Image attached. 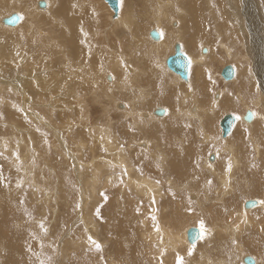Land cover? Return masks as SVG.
Segmentation results:
<instances>
[{"label": "rangeland", "instance_id": "obj_1", "mask_svg": "<svg viewBox=\"0 0 264 264\" xmlns=\"http://www.w3.org/2000/svg\"><path fill=\"white\" fill-rule=\"evenodd\" d=\"M14 1L3 0L6 8H0V264H115L114 260L116 264H180L181 257L184 264L198 260L246 264L241 257L235 261V253L257 257L260 261L255 264H264V207L246 212L242 207L250 198L264 202V0H119L116 18L105 0H53L47 15L36 16L24 8L8 7ZM62 3L66 8L62 9ZM180 5L185 12H177ZM12 13L27 17L17 26H6L3 19ZM183 14L185 24L194 25L193 19H199L201 26L203 21L207 25L210 41L199 44L207 47L197 52L210 48L211 67L205 65V80L192 67L187 83H172L166 74H176L164 58L174 52V46H163L160 55L148 56L154 41L149 31L161 20L165 40L173 43L180 23L175 18ZM219 25L221 33L216 31ZM73 40L81 54L71 46ZM223 43L231 48L230 57ZM183 51L187 56L197 54L185 43ZM115 58L126 66H116ZM157 60L164 64L156 67ZM227 64L240 66L239 80H223L220 70ZM79 71L86 81L84 87L82 81H73ZM127 75L132 78L124 87ZM217 91L223 95L219 104ZM210 105L216 106L212 107L215 111ZM158 106L166 108L164 123L149 114ZM247 107L257 113L255 124L246 125L241 119L222 137L221 117L234 112L242 115ZM197 109L202 120L184 114ZM103 131L124 151L127 168L123 162L113 164L119 158L108 152ZM205 131L211 141L204 137ZM253 137L262 146L260 154L254 151ZM229 144L233 150L229 151ZM159 149L166 159L157 156ZM233 153L240 157L237 164L232 162ZM205 159L217 169L204 170ZM221 175L231 184L229 192L219 191ZM169 176L176 179L177 187L167 182ZM145 177L158 185L159 192L137 189L135 179ZM245 213L253 223L242 228L240 245L232 243L226 233L221 238L214 235L218 225L238 224ZM201 221L207 237L198 244L174 241L176 232L200 227ZM89 237L101 245L100 250ZM244 239L249 244L243 245Z\"/></svg>", "mask_w": 264, "mask_h": 264}, {"label": "bare ground", "instance_id": "obj_2", "mask_svg": "<svg viewBox=\"0 0 264 264\" xmlns=\"http://www.w3.org/2000/svg\"><path fill=\"white\" fill-rule=\"evenodd\" d=\"M2 1L3 0H1L0 1V8L2 7V6H4L5 7V4L4 3H2ZM6 1V0H5ZM8 1V0H7ZM23 1H24V3H23ZM59 1V0H58ZM63 1V0H62ZM65 1H67V0H65ZM211 1V0H210ZM44 3V5L42 6L41 5V3ZM60 2V1H59ZM106 2V1H105ZM175 2V1H174ZM227 2H228V0H227ZM226 2V3H227ZM23 3V4H22ZM170 3V2H169ZM176 3V2H175ZM209 3H212V2H209ZM225 3V4H226ZM9 4V3H8ZM54 4L55 3H53V0H20V1H17V0H15L14 1V4H11V2H10V5L11 6H8V7H11L12 9L13 8H16V7H20L21 9H23V10H28V12H27V14L29 13V15H33V16H36V15H38V13H42L43 12V14L42 15H47V14H45V12H50L52 9H53V6H54ZM171 4H173V3H171ZM230 4V3H229ZM179 5V4H178ZM6 6H7V4H6ZM31 6V7H30ZM56 6V5H55ZM62 9L65 7V3H62ZM107 6H109L108 4H107ZM46 7V8H45ZM120 7V6H119ZM173 7V6H172ZM176 7V6H175ZM209 7H210V5H209ZM228 7V6H227ZM6 8V7H5ZM19 8V9H20ZM56 8V7H55ZM66 8V7H65ZM110 8V7H109ZM212 8V7H211ZM11 9V10H12ZM108 9V8H107ZM111 9V8H110ZM109 9V10H110ZM176 9H177V12H180V13H183V12H185V10H183V8H182V5H180V6H177L176 7ZM227 9V8H226ZM18 10V9H17ZM55 10V9H54ZM58 10V9H57ZM56 10V11H57ZM61 10V9H60ZM60 10H59V12H60ZM109 10H108V12H109ZM112 10V9H111ZM212 10V9H211ZM214 10V9H213ZM228 10V9H227ZM20 10H18V12H19ZM62 11V10H61ZM232 11H234V10H232ZM176 12V11H175ZM228 12H229V10H228ZM231 12V11H230ZM119 13H120V11H119ZM119 13H118V15H119ZM210 13H211V11H210ZM221 13V12H220ZM0 14H1V11H0ZM19 14V13H18ZM26 14V15H27ZM49 15H50V13H48ZM52 14V13H51ZM58 14V13H57ZM62 14H63V12H62ZM65 14V13H64ZM113 14H114V12H113ZM2 15V14H1ZM20 16H21V20L23 21L24 20V18H25V16L22 14V13H20L19 14ZM41 15V16H42ZM56 15V14H55ZM55 15H53V16H55ZM125 15V14H124ZM168 15V13L166 12V11H164V16H167ZM184 15V14H183ZM183 15H178L177 16V18H175V19H179L180 20V23H179V21H177V25H179L178 27V29H177V31H176V33L177 32H179L178 34H176L178 37V39H181V40H178L177 38L175 39V41L173 42V43H169V42H167L166 40H165V35H164V32H163V29L160 27V25L159 24H162V21L161 20H157V25H158V27L156 28V30H158V31H160L159 33L161 34V37H160V39L159 40H154L153 42H152V44H153V46H151L150 47V50H147V55L149 56L150 54H155L156 52H158L157 54L158 55H160V53H162V52H160V51H162V50H159V49H161L163 46H164V48L165 47H167V48H170V46H172V48H173V46H175V43L176 42H179V43H181V45H182V48H183V45H184V43H185V46H188V48L190 49V51H194V52H197V50H198V48H202V47H204V46H206V45H199V44H203V43H206L207 44V42H209L210 41V35H209V33H207V34H205L206 33V27H207V25L205 24L204 25V21L202 22L203 23V26H201L200 24H199V19H197V20H195V19H193V22H194V25H195V31L194 32H192L193 30H194V25H193V23H191V24H185V15L183 16ZM221 15V14H220ZM10 16V15H9ZM51 16V15H50ZM59 16H60V14H59ZM64 16V15H63ZM120 16H121V14H120ZM158 17H160V16H162V14L161 13H159L158 15H157ZM231 16V15H230ZM234 16V15H233ZM8 17V16H7ZM27 17V16H26ZM112 17H114V15H112ZM122 17V16H121ZM191 17V16H190ZM259 17V16H258ZM5 18H6V15H5ZM32 19H33V17H31ZM36 18V17H35ZM34 18V19H35ZM38 18V17H37ZM52 18V17H51ZM50 18V19H51ZM63 18V17H62ZM114 18H116V17H114ZM231 18V17H230ZM55 19V18H54ZM64 19V18H63ZM119 19H121V18H119ZM124 19H126V17L124 18ZM123 19V20H124ZM189 19V18H188ZM260 19H262V18H260ZM117 20V19H116ZM122 20V19H121ZM25 21V20H24ZM115 21V20H114ZM120 21V20H119ZM129 21V20H128ZM127 21V22H128ZM55 22H56V20H55ZM124 23H125V21H123ZM126 22V23H127ZM187 22V21H186ZM207 22V21H206ZM3 23H4V19H3ZM21 23V21L18 23V24H20ZM112 23V22H111ZM115 24H116V22H114ZM179 23V24H178ZM228 23V22H227ZM232 23H234V22H232ZM231 23V24H232ZM5 24V23H4ZM3 24V25H4ZM114 24V25H115ZM169 24V23H168ZM226 24V23H225ZM229 24V23H228ZM230 24V25H231ZM6 26H7V24H5ZM126 25V24H125ZM176 25V26H177ZM8 26H10V25H8ZM15 26H17V25H15ZM31 26V25H30ZM129 26V25H128ZM156 26V25H155ZM154 26V27H155ZM228 26V28H229V25H227ZM251 26V25H250ZM253 26V25H252ZM12 27V26H11ZM10 27V28H11ZM121 27V26H120ZM9 28V29H10ZM37 28V27H36ZM155 29V28H154ZM168 29V28H167ZM166 29V30H167ZM11 30H12V28H11ZM14 30V29H13ZM75 29H73V31H74ZM242 30V29H241ZM76 31V30H75ZM74 31V32H75ZM80 31V30H79ZM217 31V33H221L222 32V29H221V26L219 25V29H217L216 30ZM225 31V30H224ZM72 32V31H71ZM167 32V31H166ZM192 32V33H191ZM149 33H150V31H149ZM77 34V33H76ZM81 35V34H80ZM150 35V34H149ZM170 35V34H169ZM172 35V34H171ZM219 35V34H218ZM76 36H79V35H76ZM71 37V36H70ZM75 37V36H74ZM73 38V37H72ZM88 38V37H87ZM76 40V39H75ZM111 40V39H110ZM77 41V40H76ZM75 41V42H76ZM79 42V41H78ZM111 42V41H110ZM113 42H114V40H113ZM71 46L75 49V51L76 52H79V46L77 47V45L76 44H74V40H73V42L71 41ZM77 43V42H76ZM189 43V44H188ZM86 44V43H85ZM111 44V43H110ZM224 44V43H223ZM222 44V45H223ZM112 45V44H111ZM221 45V44H220ZM116 46L117 45H115V48H116ZM201 46V47H200ZM212 46V45H211ZM228 46V45H227ZM225 44L223 45V50H224V48H225V51H226V54H228V56L230 57L231 56V54H232V52H231V48L230 47H227ZM112 47H114L113 45H112ZM149 47V46H148ZM207 47V46H206ZM85 48V47H84ZM171 48V49H172ZM74 49H73V51H74ZM83 49V48H82ZM86 49V48H85ZM204 49H207L208 50V52H207V54H204V52L202 53V51H201V53L200 54H198V52H197V54L196 55H192V54H188V56H189V59H190V61H191V64H190V72L191 73H189V78H188V80H190L191 79V75H192V67H195L196 68V74L198 75V76H200V77H202L204 80H205V78H206V75H205V73H206V68H205V65L206 66H209V67H211V61L209 60V57H210V53H212V51H210V48L208 47V48H204ZM211 50H213V49H211ZM74 51V52H75ZM82 51V50H81ZM89 52V51H88ZM160 52V53H159ZM163 52H165V51H163ZM185 52V51H184ZM187 52V51H186ZM86 53V52H85ZM174 53V52H173ZM79 54H81L80 52H79ZM88 54V53H87ZM90 54V53H89ZM85 56V55H84ZM167 57L168 56H166L165 58H164V61L167 59ZM116 60H114V62H115V65L116 66H118V67H121V68H123V65H125L126 66V62H124L122 59H117V58H115ZM210 59H212V58H210ZM214 59V58H213ZM113 60V59H112ZM110 61V60H109ZM158 62H157V65H156V67H158L160 64H164V61L163 62H161V60H157ZM165 63H166V61H165ZM57 64H59V63H57ZM220 64V63H219ZM226 64V63H225ZM72 65V64H71ZM231 65H233V64H231ZM58 66V65H57ZM167 66V65H166ZM222 66V65H221ZM234 66V68H235V76H234V78L232 79V80H230L231 82H234L236 79H237V76H239V71H240V66H238V65H233ZM81 67V66H80ZM84 67V66H83ZM90 67V66H89ZM224 67V66H223ZM222 67V68H223ZM13 68V67H12ZM63 68H65V67H63ZM77 68V67H76ZM221 68V67H220ZM132 69V68H131ZM207 69H208V67H207ZM258 69V68H257ZM58 70V69H57ZM69 70H70V68H69ZM82 70H84V69H82ZM93 70V69H92ZM90 68H89V71H92ZM121 70V69H120ZM133 70V69H132ZM214 70V69H213ZM67 71V70H66ZM127 71V70H126ZM160 71H162L164 74H166V68L164 69V68H162ZM221 71H222V69L220 70V75H221ZM71 72V71H70ZM69 72V73H70ZM118 72V71H117ZM157 72H158V70H157ZM10 73V72H9ZM59 73H60V71H59ZM68 73V72H67ZM102 73H104V72H102ZM119 73H120V71H119ZM208 73V72H207ZM19 74V73H18ZM56 74V73H55ZM71 74V73H70ZM72 74H75V72L74 73H72ZM105 74V73H104ZM251 74V73H250ZM9 75V74H8ZM38 75V74H37ZM41 75V74H40ZM64 75V74H63ZM88 75V74H87ZM107 75V73L105 74V76ZM113 75V74H112ZM167 76L169 75V77H170V79H171V81H172V83L173 82H177V83H187L188 82V80H184V79H181L180 77H178L179 75H174L173 73H167L166 74ZM252 75V74H251ZM5 76V75H4ZM57 76V75H56ZM90 76V75H89ZM94 76H95V74H94ZM104 76V77H105ZM111 76V75H110ZM130 76L131 75H127L126 77H125V83H123V86L124 87H126L127 86V83L129 84V82H128V78H130ZM213 76V75H212ZM60 77V76H59ZM97 77H98V75H97ZM136 77V76H135ZM222 77V76H221ZM21 78V77H20ZM92 78V77H91ZM132 78V77H131ZM130 78V79H131ZM76 79V80H75ZM85 78L83 77L82 78V75H81V71H79V76H76L75 78H73V81H76V82H80V81H82V83L80 84V85H82L83 87H84V85H86V81L84 80ZM18 80V79H17ZM34 80V79H33ZM32 80V81H33ZM88 80V79H87ZM94 79H92V80H90V81H93ZM96 80H98V79H96ZM167 80V79H166ZM224 80V79H223ZM237 80H239V78L237 79ZM26 81V80H25ZM49 81V80H48ZM84 81V82H83ZM99 81V80H98ZM107 81V80H106ZM224 81H226V80H224ZM35 82H37V81H34L33 83L32 82H30V84H34ZM43 82V81H42ZM69 82V81H68ZM115 82V81H114ZM114 82L112 83V84H114ZM118 82V80L116 81V83ZM167 82V81H166ZM226 82H228V83H231V82H229V81H226ZM72 83V82H71ZM74 83V82H73ZM72 83V84H73ZM95 83V82H94ZM110 83H111V81H110ZM109 83V84H110ZM207 83V82H206ZM47 84V83H46ZM56 84H57V82H56ZM55 84V85H56ZM90 84V83H89ZM119 84H121L120 82H119ZM169 84V83H168ZM190 84H192V83H190ZM190 84H189V86H190ZM28 85V84H27ZM45 85V84H44ZM108 85V84H107ZM111 85V84H110ZM150 85V84H149ZM2 86H4V85H2ZM11 86V85H10ZM48 86V85H47ZM57 86V85H56ZM73 86H75L74 84H73ZM77 86H79L77 83H76V87ZM87 86H88V83H87ZM112 86V85H111ZM7 87V86H6ZM14 87V86H13ZM30 88H31V86H29ZM41 87V86H40ZM49 87V86H48ZM47 87V88H48ZM58 87V86H57ZM71 87V85H69L68 86V88H70ZM75 87V88H76ZM130 87V86H129ZM132 87H134V85L132 86ZM194 84H192V91L191 92H193L194 91ZM5 88V87H4ZM10 88H12V87H10ZM18 88V87H17ZM20 88V87H19ZM18 88V89H19ZM24 88V87H23ZM34 88V87H33ZM38 88H39V86H38ZM151 88V87H150ZM25 89V88H24ZM28 89L29 88H27V91H28ZM71 89V88H70ZM87 89V88H86ZM15 90H16V88H15ZM20 90V89H19ZM36 90V89H35ZM41 90V89H40ZM67 90V89H66ZM145 90V92L149 95L150 93L147 91V89L145 88L144 89ZM24 90H22V92H23ZM75 91V90H74ZM118 91H121V89L120 90H118ZM139 91V90H138ZM18 92V91H17ZM21 92V91H20ZM38 92H39V90H38ZM37 92V93H38ZM134 92V91H133ZM142 92H144V91H142ZM196 92V91H195ZM19 93V92H18ZM24 93V92H23ZM73 93V92H72ZM140 93H141V91H140ZM139 93V94H140ZM182 93V92H181ZM190 93V92H189ZM28 94V93H27ZM29 94H31V93H29ZM192 94V93H191ZM23 96H24V94H22ZM65 95V94H64ZM141 95V94H140ZM147 95V96H148ZM186 95V94H185ZM214 95V94H213ZM238 95H240L241 96V98H240V96H239V98L241 99V100H244V98L242 97V95H241V93H239ZM26 96V95H25ZM24 96V97H25ZM28 96V95H27ZM27 96H26V98H27ZM32 96V95H31ZM34 96V95H33ZM80 96V95H79ZM18 97V96H17ZM143 97V96H142ZM215 97H219V99L218 100H216V103H218L219 104V100H221L222 99V97H223V95H222V93L220 92V91H217L216 93H215ZM214 97V98H215ZM259 97V96H258ZM152 98V97H151ZM150 98V99H151ZM197 98V97H196ZM213 98V99H214ZM66 99V98H65ZM116 99V98H115ZM183 99V98H182ZM208 99H210V98H208ZM216 99V98H215ZM261 99V98H260ZM24 100H25V98H24ZM27 100V99H26ZM30 100V99H29ZM55 100V99H54ZM197 100V99H196ZM212 100V99H211ZM68 101V100H67ZM72 101V100H71ZM130 101V100H129ZM128 101V102H129ZM213 101V100H212ZM258 101V100H257ZM60 102V101H59ZM127 102V101H126ZM182 102V101H181ZM23 103H24V101H23ZM27 103V102H26ZM132 103V102H131ZM194 103V102H193ZM198 104H199V102H198ZM214 104V103H213ZM128 105V104H127ZM193 105V104H192ZM220 105H222V103L220 104ZM224 105V104H223ZM222 105V106H223ZM260 105V104H259ZM262 105V104H261ZM198 106V105H197ZM196 106V107H197ZM214 105H210V108H212ZM229 106H231V107H233V105H232V103H229ZM118 107V106H117ZM214 107H216V106H214ZM213 107V108H214ZM219 107V106H218ZM118 108H120V107H118ZM133 108V107H132ZM158 108H165V107H162V106H158V107H156L155 108V110H153V113H149V114H154V115H156V116H158V118L156 117L155 118V120L154 121H157V122H163L164 123V121H166L165 120V117L162 119V116L161 117H159L160 115H157V114H155V111H156V109H158ZM198 109H199V106L197 107ZM201 108H202V105H201ZM207 108H209V107H207ZM212 108V110H214ZM228 108V107H227ZM248 108V107H247ZM123 109V108H122ZM125 109V108H124ZM126 109H128V108H126ZM179 109V108H178ZM198 109L195 111V112H193V113H191L190 112V110L188 111V110H186V112H184V114H186V116L188 117V118H194V117H198V118H200V120H202L201 118H203L202 116H201V113H200V115L198 114ZM202 109H204V108H202ZM33 110V109H32ZM130 110V109H129ZM135 110V109H134ZM136 110H138V109H136ZM141 110V109H140ZM169 110V109H168ZM211 110V111H212ZM247 110H251V108H248V109H246V111ZM128 111V110H127ZM144 111V110H143ZM165 111H166V108H165ZM187 111L188 112H190V113H187ZM202 111V110H201ZM204 111V110H203ZM207 111V110H206ZM210 111V113H212ZM215 111V110H214ZM213 111V112H214ZM225 111V110H224ZM223 111V112H224ZM246 111H244V113L242 114V115H239V116H237L238 117V120H237V122H236V124H235V126H234V128L236 127V125L237 124H239L240 122H241V119L244 121V114H245V112ZM252 111V110H251ZM15 112V111H14ZM38 112V111H37ZM105 112V111H104ZM135 112V111H134ZM137 112V111H136ZM205 112V111H204ZM203 112V113H204ZM253 113H254V118H253V121L251 122V123H248V122H246V121H244L245 123H246V125H248V124H250V125H253V124H255V121H256V117H257V113L255 112V111H252ZM180 113H182V112H180ZM226 113V112H225ZM235 113V112H234ZM233 113V114H234ZM20 114V113H19ZM147 115H148V113H146ZM167 114V113H166ZM205 114V113H204ZM215 114V113H214ZM227 114V113H226ZM237 114V113H236ZM86 115V114H85ZM130 115V114H129ZM136 115V114H135ZM134 115V116H135ZM142 115V114H141ZM206 115V114H205ZM225 115V114H224ZM223 115V116H224ZM131 116V115H130ZM133 116V117H134ZM167 116V115H166ZM183 116H185V115H183ZM211 115H209V117H210ZM222 116V117H223ZM138 117V115L137 116H135V118L136 119H138L137 118ZM140 117H142V116H140ZM150 117V116H149ZM222 117H221V119H222ZM144 118V117H143ZM151 118V117H150ZM22 119V118H21ZM33 119V118H32ZM142 119V118H141ZM149 119V118H148ZM147 119V120H148ZM152 119H154L153 117H152ZM151 119V120H152ZM182 119V118H181ZM220 119V120H221ZM150 120V119H149ZM164 120V121H163ZM187 120V119H186ZM87 121V120H86ZM85 121V122H86ZM179 121V120H178ZM21 122H23V121H21ZM136 122V121H135ZM87 123V122H86ZM145 124H144V126H146L147 127V124H148V122H144ZM163 123H161V124H163ZM248 123V124H247ZM88 124V123H87ZM86 124V125H87ZM140 124V123H139ZM169 124V123H168ZM186 124V123H185ZM210 124V123H209ZM143 125V124H142ZM183 125V124H182ZM219 126H220V121H219ZM20 127V126H19ZM100 128V127H99ZM104 128V127H103ZM233 128V129H234ZM21 129V128H20ZM101 129V128H100ZM104 129H106V128H104ZM15 130V129H14ZM28 130V129H27ZM31 130V129H30ZM92 130V129H91ZM103 130V129H102ZM146 130V129H145ZM218 130V129H217ZM141 131V130H140ZM206 132V131H205ZM204 132V133H205ZM18 133V132H17ZM101 133V132H100ZM142 133V132H141ZM25 134V133H24ZM30 134V133H29ZM58 134V133H57ZM103 134H104V131H103ZM144 134V133H143ZM220 134H221V132H220ZM28 135V134H27ZM101 135H102V133H101ZM103 136H105V138H106V140L105 141H107V143H108V152L110 153V154H112L113 155V157L115 156L116 157V159H117V157L119 158V161H115L114 160V162H113V164L115 163L116 165H118V166H121L120 164H121V162H123L125 165V167L126 166H129L126 162V160H125V158H124V155H123V152L124 151H121V150H119L120 148H118V143H116V141L115 140H111L108 136H109V132H105V134L103 135ZM102 136V137H103ZM143 136V135H142ZM222 136V135H221ZM33 137V136H32ZM101 137V136H100ZM182 137V136H181ZM204 137L208 140L209 139V134H207V132L204 134ZM203 137V138H204ZM62 138V137H61ZM146 138V137H145ZM204 138V139H205ZM217 138V137H216ZM225 138V137H224ZM236 138V137H235ZM14 139V138H13ZM60 139V138H59ZM100 139V138H99ZM177 139V138H176ZM228 139V138H227ZM234 139V138H233ZM253 140H254V146H253V148H254V151H256V152H258V154H260L261 153V147L262 146H259V144H258V141L257 140H255L254 139V137L252 138ZM6 140V139H5ZM117 140V139H116ZM147 140V139H146ZM156 140V139H155ZM210 140V139H209ZM212 140V139H211ZM210 140V141H211ZM215 141V140H214ZM225 141V139L223 140V142ZM1 142V141H0ZM26 142V141H25ZM61 142H62V140H61ZM101 142V141H100ZM147 142H149V141H147ZM235 142H236V140H235ZM234 142V143H235ZM32 143V142H31ZM152 143V142H151ZM219 143H220V141H219ZM218 143V144H219ZM226 143H228V142H226ZM232 143V142H231ZM103 144V143H102ZM148 144V143H147ZM146 143H144V145H147ZM156 144V143H155ZM29 145V144H28ZM32 145V144H31ZM222 145V144H221ZM237 145V144H236ZM159 146V145H158ZM218 146V145H217ZM229 147H228V149H229V151L230 150H233L234 149V147L232 146V145H228ZM34 147V146H33ZM148 147V149L150 148V146H147ZM157 147V146H156ZM209 148V147H208ZM127 149V148H126ZM133 149V148H132ZM190 149V148H189ZM260 149V150H259ZM61 150V149H60ZM154 150V149H153ZM152 150V151H153ZM158 150V149H157ZM159 150H161V149H159ZM29 151H30V149H29ZM106 151V150H105ZM113 151H115V152H113ZM164 151V150H163ZM93 152V151H92ZM107 152V151H106ZM141 153V152H140ZM152 153V152H151ZM215 153H217V151L215 152ZM230 153V152H229ZM26 154H28V153H26ZM66 154V153H65ZM129 155V154H128ZM154 157H155V153H153L152 154ZM192 155V154H191ZM157 156L158 157H167V156H165V154L162 152V150L159 152V153H157ZM215 156V155H214ZM109 157V156H108ZM135 157V156H134ZM198 157V156H197ZM204 157V156H203ZM207 158L208 157H210V155L208 156H206ZM100 158V157H99ZM239 158L240 157H236V155H235V153H233V157H232V162L233 163H235V164H237V161L239 160ZM102 159V158H101ZM166 159V158H165ZM186 159V158H185ZM210 159V158H209ZM207 160V159H205V160H207L206 162L205 161H203V168H205L204 170H207V169H209V168H212L214 171H215V169H217L216 167L214 168V164L213 163H211V162H213V161H210V160ZM211 159H214L213 157L211 158ZM128 160V159H127ZM241 160V159H240ZM110 161L112 162V158L110 159ZM110 161H109V163H110ZM165 161V160H164ZM78 162V161H77ZM119 162V163H118ZM130 162V161H129ZM209 162V163H208ZM132 163V162H131ZM162 163V162H161ZM165 163V162H164ZM79 164V163H78ZM95 164V163H94ZM93 164V165H94ZM216 164V163H215ZM163 165L164 164H162L161 166L163 167ZM174 165V164H173ZM172 165V166H173ZM210 165V166H209ZM99 166V165H98ZM108 166H111V165H108ZM165 166V165H164ZM233 166V165H232ZM99 167H102V166H99ZM167 168H168V165L166 166ZM121 168V167H120ZM127 168V167H126ZM126 168L124 169V170H126ZM131 168V167H130ZM219 168V167H218ZM122 169H123V166H122ZM232 169V168H231ZM93 170V169H92ZM97 170H100V169H97ZM97 170H96V172H97ZM121 170V169H120ZM168 170V169H167ZM131 171V170H130ZM156 171V170H155ZM96 172H94L93 174H96ZM128 173H129V170L127 171ZM170 172V171H169ZM172 172V171H171ZM133 173V172H132ZM212 173H215V172H212ZM98 174H99V172H98ZM225 174V173H224ZM228 176L227 177H229V174H227ZM95 176V175H94ZM93 176V178H95ZM108 177V180H109V178H111L110 177V175L109 176H107ZM97 178V177H96ZM167 178V182L168 181H170V183L173 185V186H175L176 185V187H177V184H176V179L174 178H171L170 176L169 177H166ZM220 179H219V181H220V184H221V186H222V188H220L219 189V191L221 190H223V192H229L228 190L230 189V187H231V184L229 183L228 184V182H227V180H226V178H225V176H223V175H221L220 177H219ZM232 178V177H231ZM129 179V178H128ZM92 180H94V179H92ZM96 181V180H95ZM106 181V180H105ZM127 181V180H126ZM133 181H134V179H133ZM229 181H231V180H229ZM108 181H106V183H107ZM129 182V181H128ZM96 183V182H95ZM105 183V182H104ZM11 184V183H10ZM94 184V183H93ZM127 184V183H126ZM131 184V183H130ZM134 184H135V186L137 187V189L138 190H141V191H143L144 192V190L146 189L147 191L149 190L150 192H153V193H157V192H159V190H158V185L156 184V183H152L151 181H149V179L147 178V177H145L144 179H142V180H137V179H135V181H134ZM159 184V183H158ZM164 185V184H163ZM192 185V184H191ZM88 186V185H87ZM94 186V185H93ZM125 186V185H124ZM134 186V187H135ZM188 186V185H187ZM229 186V187H228ZM89 187V186H88ZM128 187V186H127ZM158 187V188H157ZM186 187V186H185ZM145 188V189H144ZM135 191H136V189H135ZM191 191V190H190ZM208 191V190H207ZM135 193V192H134ZM141 193L142 192H140V195H141ZM145 193H146V191H145ZM145 193H142V195L144 194L145 195ZM148 194H150V193H148ZM6 195V194H5ZM146 195H147V193H146ZM222 196L224 195V194H221ZM220 195V196H221ZM149 197V196H148ZM146 198V197H145ZM207 198V197H206ZM251 199V198H250ZM150 200V199H149ZM248 200V199H247ZM254 200V199H253ZM257 201H258V203H257V205L255 206V207H258V206H261V207H264V202H263V200H260V199H256ZM76 201V200H75ZM245 202H246V200H244L243 202H242V207H243V209H244V212H246V210H249V209H253V208H255V207H253V208H245ZM86 203V202H85ZM137 203V202H136ZM203 204V203H202ZM198 205V204H197ZM200 205H201V203H200ZM166 206V205H165ZM202 206V205H201ZM137 207V206H136ZM200 207V206H199ZM210 207V206H209ZM1 208V207H0ZM256 209V208H255ZM135 210V209H134ZM199 211V210H198ZM231 211V210H230ZM241 211V210H240ZM154 212V211H153ZM210 213V212H209ZM248 214V215H247ZM240 215V214H239ZM217 216V215H216ZM251 215L249 214V213H245V215L243 216L242 214H241V216H239V217H236V218H239L240 219V223H239V221H238V224H228V223H222V224H224V225H218V227L219 228H217V229H215L214 231H215V233H214V235L215 234H218V235H220L219 237L221 238V234H227L228 236H229V240H231L232 241V243L234 242V241H237V243H238V239L240 240V233H241V230H242V228L243 227H247L248 225H249V221H250V223H253L252 221H253V219H251V217H250ZM253 217V216H252ZM85 220H86V218H85ZM84 221V220H83ZM24 224V223H23ZM264 224V223H263ZM143 225V224H142ZM144 226V225H143ZM146 226V225H145ZM144 226V227H145ZM215 226V225H214ZM217 226V225H216ZM90 227V226H89ZM198 227V226H197ZM188 228H190V227H187V228H185V230L183 231V232H181V233H177L176 232V234H174L175 235V237H174V241L177 243V242H179V240H181V244H188V239H187V230H188ZM200 228V230H201V227H199ZM262 228V227H261ZM250 229V228H249ZM251 229H253V228H251ZM168 231V230H167ZM175 231V230H174ZM158 233V232H157ZM170 233V232H169ZM209 233V232H208ZM211 233V232H210ZM206 233H205V231H204V233H203V235H201V238L197 241V244H198V242L201 240H203V238H205V237H207V235H205ZM260 234V233H259ZM162 235H164L163 234V232H162ZM204 235H205V237H204ZM212 235V234H211ZM226 235V236H227ZM258 235V234H257ZM148 236V235H147ZM150 236V235H149ZM153 236V235H152ZM181 236V238L179 239V237ZM144 237V236H143ZM156 237H157V235H156ZM166 237H168V236H166ZM211 237V236H210ZM212 237H213V235H212ZM260 237H262L261 235H260ZM154 239V238H153ZM150 240H152L151 238H150ZM156 240V239H155ZM168 240H169V238H168ZM167 240V241H168ZM171 240V239H170ZM211 240V239H210ZM245 240V239H244ZM158 242V241H157ZM169 243H170V241H168ZM183 242V243H182ZM241 242H242V244L243 245H247V243H248V241H246L245 240V242L243 241V240H241ZM171 243H173V242H171ZM163 244H165V243H163ZM191 244V243H190ZM189 244V245H190ZM249 244V243H248ZM260 244V243H259ZM179 245V244H178ZM196 244H194V245H190V246H195ZM236 245V244H235ZM238 245H240V243H238ZM244 248H246L245 246H243ZM253 247V246H252ZM251 247V248H252ZM230 248V247H229ZM250 248V247H249ZM228 249V248H227ZM257 248H255L254 249V251L256 250ZM223 250V249H222ZM258 250V249H257ZM251 251H253V248H252V250ZM208 252V251H207ZM179 253V252H178ZM206 254V253H205ZM245 256H246V254H244ZM243 255V256H244ZM243 256H240V254L239 253H235V255H234V260L235 261H239V259H240V257H241V259L244 261V257ZM211 257V256H210ZM204 259V258H203ZM202 259V260H203ZM207 259V258H206ZM240 259V260H241ZM205 260V259H204ZM213 260V259H212ZM255 260H257V261H260L259 260V258H257L256 257V259ZM200 260H198V261H192L191 263H189V264H196L197 262L199 263V264H207V263H204V262H199ZM190 262V261H189ZM206 262H208V261H206ZM113 263H115L116 264V261L114 260V262ZM197 263V264H198ZM208 263H210V262H208ZM235 263H237V262H235ZM234 263V264H235ZM216 264V263H215ZM217 264H219V263H217Z\"/></svg>", "mask_w": 264, "mask_h": 264}, {"label": "water", "instance_id": "obj_3", "mask_svg": "<svg viewBox=\"0 0 264 264\" xmlns=\"http://www.w3.org/2000/svg\"><path fill=\"white\" fill-rule=\"evenodd\" d=\"M109 7L114 12V17L118 16L119 13V0H105ZM43 6L44 3L42 2ZM21 21V16L18 13H12L10 16L4 18V23L10 26H15ZM150 36L154 40H159L161 34L158 30L152 29L150 31ZM203 52H207V49H203ZM191 61L187 54L183 51L182 45L179 42L175 43L174 53L169 55L166 59V65L169 70L179 75L181 79L188 80L189 78V69ZM221 76L224 80L230 81L235 76V68L231 64H227L222 68ZM166 113L165 108H158L155 111V114L163 116ZM254 118V113L251 110H247L244 114V121L251 123ZM238 120V117L233 113L225 114L220 120L221 135L226 137L233 131V128ZM214 156H211V158ZM258 201L256 199H248L245 202V208H252L257 205ZM199 237V238H198ZM201 238V230L197 226H191L187 230V239L191 244H195ZM244 262L246 264H255L256 260L253 256L246 255L244 257Z\"/></svg>", "mask_w": 264, "mask_h": 264}, {"label": "snow or ice", "instance_id": "obj_4", "mask_svg": "<svg viewBox=\"0 0 264 264\" xmlns=\"http://www.w3.org/2000/svg\"><path fill=\"white\" fill-rule=\"evenodd\" d=\"M17 159H19V157H17ZM0 178H2V176H0ZM19 186V185H18ZM155 219V218H154ZM200 227H201V235H203V233H204V231H205V226H204V223H203V221H201V225H200ZM45 231H46V229H45ZM199 238V237H198ZM89 240L91 241V243L93 244V245H95V248L97 249V250H100L101 249V245L99 244V243H97L95 240H92V238L91 237H89ZM50 259V258H49ZM180 264H184V261H183V258L181 257L180 258Z\"/></svg>", "mask_w": 264, "mask_h": 264}]
</instances>
